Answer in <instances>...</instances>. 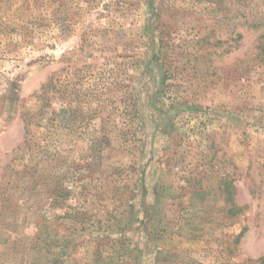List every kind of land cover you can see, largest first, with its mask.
Wrapping results in <instances>:
<instances>
[{"label": "rangeland", "instance_id": "rangeland-1", "mask_svg": "<svg viewBox=\"0 0 264 264\" xmlns=\"http://www.w3.org/2000/svg\"><path fill=\"white\" fill-rule=\"evenodd\" d=\"M136 210L159 264H264V0H0V264H124Z\"/></svg>", "mask_w": 264, "mask_h": 264}, {"label": "crops", "instance_id": "crops-1", "mask_svg": "<svg viewBox=\"0 0 264 264\" xmlns=\"http://www.w3.org/2000/svg\"><path fill=\"white\" fill-rule=\"evenodd\" d=\"M136 220L135 223L137 224L136 228L139 227L138 229L132 233L133 228L127 224L126 227L123 228V232L126 237H128V240L123 238V240H126L127 246H124V250H128V258L124 261V264H159L160 263V256L162 255L161 253L158 252V249L156 246H143L142 244V212L139 210H136ZM56 232V231H55ZM117 232V233H116ZM57 233V232H56ZM55 233V234H56ZM91 240L87 243L85 240V237L83 236L80 237L82 239L78 244V253L74 255V260L72 264H111L108 261H104L99 259V254L102 252L101 246H99V243L96 242L98 238L102 239V237H105L106 240L113 239L114 235L118 234V231L115 232H110L109 230H104L102 232V235L99 236V234H96L95 232H91ZM54 234V235H55ZM57 235V234H56ZM58 236L61 238L60 232H58ZM72 239L74 240V236L70 235ZM68 237V242L69 238ZM75 236V240H76ZM85 239V240H84ZM124 240V241H125ZM77 243V242H75ZM69 247L74 249L76 247L75 244H68V246H56L55 248L50 246V248H45L47 252H52V250L56 249L57 251L62 253V258L65 257V254L67 252H71L69 250ZM161 252V251H160ZM152 256V261L149 263V257L148 255ZM154 254V256H153Z\"/></svg>", "mask_w": 264, "mask_h": 264}, {"label": "trees", "instance_id": "trees-1", "mask_svg": "<svg viewBox=\"0 0 264 264\" xmlns=\"http://www.w3.org/2000/svg\"><path fill=\"white\" fill-rule=\"evenodd\" d=\"M67 197H68V195H64V196H62V198H57V196L56 197H54V198H56L57 200H59V201H63V202H65L66 200H67Z\"/></svg>", "mask_w": 264, "mask_h": 264}]
</instances>
